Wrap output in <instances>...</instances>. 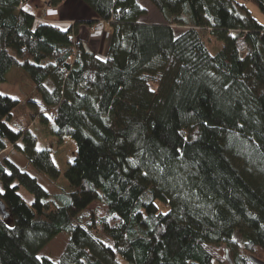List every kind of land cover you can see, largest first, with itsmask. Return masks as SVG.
I'll use <instances>...</instances> for the list:
<instances>
[{
	"label": "trees",
	"instance_id": "trees-1",
	"mask_svg": "<svg viewBox=\"0 0 264 264\" xmlns=\"http://www.w3.org/2000/svg\"><path fill=\"white\" fill-rule=\"evenodd\" d=\"M26 1L0 0V84L14 70L27 75L49 110L30 103V117L77 151L68 192L53 147L37 150L41 129L13 131L21 102L0 96V200L10 213L0 217V264H226L227 251L233 264L264 262V24L246 4L142 0L163 19L152 23L141 0H79L97 21L63 30L22 10ZM246 1L264 13V0ZM99 23L110 30L105 58L80 35ZM204 35L222 47L211 53ZM94 203L106 214L87 220ZM64 232L59 261L40 258Z\"/></svg>",
	"mask_w": 264,
	"mask_h": 264
},
{
	"label": "rangeland",
	"instance_id": "rangeland-1",
	"mask_svg": "<svg viewBox=\"0 0 264 264\" xmlns=\"http://www.w3.org/2000/svg\"><path fill=\"white\" fill-rule=\"evenodd\" d=\"M239 2H243L246 4L248 9L251 11L253 17L258 20L260 23L264 24V13L262 10L254 3L247 2L246 0H237ZM141 5L144 7L148 8L149 15L144 19L145 21L152 22V23H160L163 21L159 13L151 6L148 5L147 3L143 2L141 0ZM38 7H42V2H39ZM51 7H49V10ZM47 16V15H46ZM74 23H77V21H74ZM63 30H68V26H59ZM105 28V25L103 24H98L97 29L99 30L98 33H101ZM109 30V28H108ZM180 30V29H178ZM87 32L89 30L87 28L84 29V32L80 34L83 38H87ZM97 32V31H96ZM110 32V30H109ZM178 32V31H177ZM95 36V33L92 32L90 35ZM207 34V33H206ZM205 41L207 45L211 48L210 51L211 53H215L217 49H220L222 47V43H216L218 48L216 50L212 49L214 48L215 42L214 40H209L208 36H205ZM108 39V38H107ZM106 39V40H107ZM90 44V43H89ZM91 50H95L98 53V56L101 58H105L106 54L104 51L105 48V42L101 40L98 43H93L90 44ZM107 52V48H106ZM35 88V87H34ZM0 93H3L6 96H9L11 98L16 97V100H19L21 104L19 107L14 111V119L10 123L11 127L13 129H16L17 132L28 128H32L34 131H40L37 130V128L41 129L40 132H42V135L39 139V148H47L48 145L53 147V150L55 152L53 161L55 165L60 169L62 172V177L59 180V186L62 189H68L69 192V183L67 179L65 178V173L71 163H73L76 151H77V145L73 140H68L67 143L63 146H57V140L50 136L48 133L47 129L44 127L45 125L39 124L38 120H33L30 117L29 124L27 122V110H30V106L28 107L27 104L35 103L33 100H36V92L33 90L32 85L30 84V81H26L21 77L11 75L9 77L8 82L0 84ZM30 98L29 101H27V98ZM42 110L45 111L43 114L49 112L47 108H43ZM37 111L39 113V110L37 108ZM31 112V110H30ZM46 127L50 128L49 123L46 125ZM39 132V133H40ZM44 136V137H43ZM7 156L9 159H11L13 162H15L23 171L29 173L33 177L37 178L39 182L46 188V190L51 194V195H56L58 193H61L60 188L56 187L52 184V181L47 177L46 175L39 173L36 171L27 161V159L24 157L19 152H12L9 151L8 153H5L4 156ZM19 195L21 196L22 200L29 206L31 207L33 202H34V197L32 194H30L28 191H26L24 188H20L18 191ZM160 204V203H159ZM161 205V204H160ZM85 213V212H84ZM106 214V208L98 203L92 204L85 216L87 220H90L92 217L98 218L99 216H104ZM100 239H102L106 244L112 245V240L107 237L105 234L99 235ZM70 239V234L69 233H61L59 234L52 242H50L39 254V257H47L50 260L54 262H58L61 254L65 250L68 242ZM239 242V238L236 240ZM229 264V263H226Z\"/></svg>",
	"mask_w": 264,
	"mask_h": 264
},
{
	"label": "crops",
	"instance_id": "crops-1",
	"mask_svg": "<svg viewBox=\"0 0 264 264\" xmlns=\"http://www.w3.org/2000/svg\"><path fill=\"white\" fill-rule=\"evenodd\" d=\"M39 1L40 0H27L22 6V10L25 11V9H27V11H25V12L33 15L37 21H39V18L41 15V12L37 6ZM89 20L93 21V22L97 21L96 17L93 15V13H91V11L82 2H80L79 0H63V3L61 5L55 6V7L51 6V9L48 11L47 16H46V21H44V23L54 24V25H57L58 27L59 26H68L70 28V25H72V23L74 21L81 22V21H89ZM105 27H107V26H105ZM99 30H97V32H94L95 33L94 37H93L94 34L88 35V33H87L86 37L89 39L88 41L90 44L98 43L101 40H103L104 42L106 41V39L109 35L108 27L105 28L101 33H98ZM11 75L21 77L26 81L27 80L30 81V84L32 85L33 90L35 91V88H34L35 86H34L33 82L31 81V79L27 75L19 72L18 70H14L8 75L6 82H8L9 77ZM29 99L30 98L28 97L27 101H29ZM33 101L35 103H37L36 107L38 108L39 113L43 114L45 111L42 110V107L44 108L45 106H44V104H43V102H42V100L38 94H36V100H33ZM27 105L29 107V104H27ZM27 111H28L27 117H29V118H27V122L29 124L30 110H27ZM13 119H14V117H13ZM26 129H23V130H26Z\"/></svg>",
	"mask_w": 264,
	"mask_h": 264
},
{
	"label": "built area",
	"instance_id": "built-area-1",
	"mask_svg": "<svg viewBox=\"0 0 264 264\" xmlns=\"http://www.w3.org/2000/svg\"><path fill=\"white\" fill-rule=\"evenodd\" d=\"M39 2H42V7H38L40 12H41L39 21L44 22V21H46V15L49 11V7H51L52 5H51L50 0H40ZM73 25H74V23H73ZM91 30L95 31L96 29H91ZM236 47H237V51L241 55L245 54L248 50V45H247V42L245 41L244 38H240L236 41Z\"/></svg>",
	"mask_w": 264,
	"mask_h": 264
},
{
	"label": "water",
	"instance_id": "water-1",
	"mask_svg": "<svg viewBox=\"0 0 264 264\" xmlns=\"http://www.w3.org/2000/svg\"><path fill=\"white\" fill-rule=\"evenodd\" d=\"M83 47L84 49L86 50L87 53H92V50L90 48V45L88 43H84L83 44ZM0 217L3 219V220H7L8 218H10V213L8 212L5 204L3 203V201L0 200ZM226 258H227V262L229 264H233L231 259H230V256H229V252L227 251L226 252ZM249 260L252 264H264V262L254 258V257H249Z\"/></svg>",
	"mask_w": 264,
	"mask_h": 264
},
{
	"label": "snow or ice",
	"instance_id": "snow-or-ice-1",
	"mask_svg": "<svg viewBox=\"0 0 264 264\" xmlns=\"http://www.w3.org/2000/svg\"><path fill=\"white\" fill-rule=\"evenodd\" d=\"M25 11H27V9H25ZM2 95H4V94L3 93H0V96H2ZM13 99H17V98L16 97H13ZM13 131H16V129H13ZM20 147L23 148V145H20ZM37 150L38 151H42V149H40L39 146H37ZM160 171H163V169H160ZM9 175H11V173H9ZM145 175H147V173H145ZM3 193H4V189L3 188H0V194H3ZM168 214H169L168 212L162 213V215H165V216H167ZM108 247H111V245H108ZM38 259H39V257H38Z\"/></svg>",
	"mask_w": 264,
	"mask_h": 264
}]
</instances>
